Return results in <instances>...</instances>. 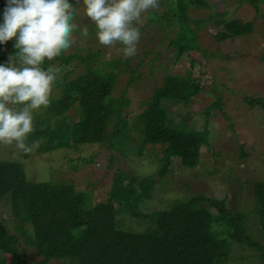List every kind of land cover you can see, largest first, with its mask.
<instances>
[{"label": "rangeland", "instance_id": "obj_1", "mask_svg": "<svg viewBox=\"0 0 264 264\" xmlns=\"http://www.w3.org/2000/svg\"><path fill=\"white\" fill-rule=\"evenodd\" d=\"M207 3L209 7L191 9V18L201 20L202 25L189 21L202 55L190 52L176 57L169 41L181 32L177 22L171 18L147 21L164 12V0H76L75 13L65 18V28H57L61 16L34 7L33 0H0L2 59L13 76L12 82L0 87V160L20 163L31 181L65 184L71 186L69 194L78 192L88 195L93 204L110 205L119 229L142 235L155 228L158 214L173 199L194 195L222 198L230 210L242 215L246 233L264 249V214L257 210L251 180L264 178V106L252 107L244 101L245 97L264 99V3L259 2L258 12L249 3L238 5L236 0ZM17 13L22 16L18 23ZM11 20L19 25L14 34ZM221 20L234 21L239 30L249 22L252 29L217 40L215 33L225 29ZM74 53L86 59L74 58L64 66L55 58ZM36 54L50 60L53 69L39 85L19 93L26 87L24 79H30L36 69ZM108 68L114 75L109 99L128 98L124 108L128 117L144 109L154 88L161 86L168 74L200 83L202 90L187 103L164 102L172 126L201 137L206 134L207 142L198 150L199 165L191 167L196 159L193 148L185 162L178 156L170 158L167 171L161 175L164 145L140 148L139 132L133 129L124 139H113L109 147L108 141L66 147L73 143L74 127L56 123L43 113L51 111L47 102L59 97L62 83L58 85L55 79L66 73L65 81H70L91 70L107 73L103 71ZM214 97L219 106L210 108ZM207 107L209 115H205ZM38 127L42 134H38ZM71 161L76 169H69ZM120 173L126 174L125 183L117 185L114 178ZM238 179L244 185H238ZM6 204H0V215H7L8 230L16 235L19 246L29 249L25 238L13 228L16 221L7 214L12 208ZM214 226L225 228L222 221ZM227 246L224 264L264 261L256 245L227 242ZM252 253L256 254L249 259ZM3 256L9 264L10 253ZM27 259L35 262L39 256L28 251ZM41 264L67 261L48 259Z\"/></svg>", "mask_w": 264, "mask_h": 264}, {"label": "trees", "instance_id": "obj_2", "mask_svg": "<svg viewBox=\"0 0 264 264\" xmlns=\"http://www.w3.org/2000/svg\"><path fill=\"white\" fill-rule=\"evenodd\" d=\"M75 1L33 0V6L44 9L53 16H61L63 19L57 28H65L68 25L65 18L73 17L75 13L73 4ZM164 1L167 5L164 12L147 20L148 23L171 18L181 29V32L169 41L176 57L190 52L202 55L196 33L190 27L189 21L193 20L197 26L202 25L201 20L191 18V9L209 7L207 0ZM236 1L238 5L249 3L257 12L260 9L259 2L264 3V0ZM17 17L18 23L22 16L17 13ZM16 22L12 20L10 22L11 33L15 26H19ZM234 24V21L224 22L225 29L215 33V38L222 40L240 36L252 29L249 22H246L245 28L241 30L235 28ZM125 40H128L127 35ZM3 55L0 43V59ZM18 55L19 52L15 56ZM55 58L64 66L74 58L86 59L79 53L58 55ZM35 61L36 69L30 79H24L27 82L26 87L19 90V93H26L33 86L39 85L53 69L52 62L42 54H36ZM108 69L103 71L107 73L97 74L94 70L84 72L70 81H65L66 73L55 79L58 85L62 83L59 97L54 102L48 101L51 111L45 109L43 113L56 123L61 122L67 124V127H74L76 133L72 138L73 143L67 144L66 147L76 149L82 143L102 145L105 141H108L109 147L113 139L119 137L124 139L131 135L129 131L133 129L139 132L140 148L146 144L164 145L162 159L165 162L160 170L161 175L167 171L170 158L178 156L185 162L191 158L193 148L196 159L191 167L199 165L198 150L200 145L206 144V134L201 137L200 133H187L172 126L164 102L187 103L202 90L200 83L168 74L161 86L154 88L152 95L145 102L144 109L139 114L128 117V112L125 113L124 110L128 106V98L121 95L118 99H109L114 75L111 74L112 68ZM12 81L9 64L2 59L0 87L5 82L9 84ZM18 81L17 87H21L22 84ZM244 101L252 107L264 106V99L260 97H245ZM218 106V99L214 97L209 107ZM68 111L72 112L69 114ZM209 113L207 107L205 115ZM38 134L42 132L39 130ZM18 153L20 154V151ZM83 161L87 160L84 158ZM69 167L76 169L72 161ZM24 172L20 163L11 159L0 160V204H6L3 202L6 200L12 208V212L7 210L6 212L12 221L13 219L16 221L13 228L25 238L26 244L30 247L29 250L28 247L19 246L16 235H12L8 230L7 215L1 214L0 264H5L3 255L6 253L11 255L9 264H41L48 259L67 261V264H224L227 242L247 244L250 247L256 245L260 248L258 254L264 255L261 243L248 235L246 228L241 224L242 215L230 210L222 198L194 195L186 200L173 199L165 205L163 212L158 214L155 228L143 232L142 235L139 232L119 229L117 220L115 218L112 220L110 205L93 204L88 195L78 192L69 194L68 188L71 186L65 184L53 182L40 184L42 181H31ZM125 175L120 173L115 176L114 182L117 185L125 183L123 181ZM251 180L254 184L253 197L258 200L257 210L264 214V178L255 177ZM235 181L240 186L244 185L241 179ZM211 207L217 212H212ZM217 221H222L225 228H215L214 223ZM262 227L264 229V222ZM28 251L38 255L39 259L29 262ZM255 254L252 253L249 259Z\"/></svg>", "mask_w": 264, "mask_h": 264}]
</instances>
